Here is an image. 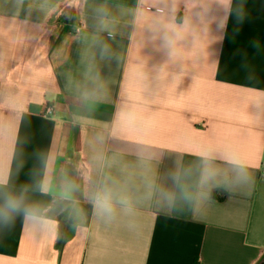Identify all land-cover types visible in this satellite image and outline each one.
<instances>
[{"label":"crops","instance_id":"crops-1","mask_svg":"<svg viewBox=\"0 0 264 264\" xmlns=\"http://www.w3.org/2000/svg\"><path fill=\"white\" fill-rule=\"evenodd\" d=\"M49 156L52 189L29 202L53 204L67 176L82 213L0 228V264H259L264 0H0V178L32 186ZM102 183L126 202L110 222L88 199Z\"/></svg>","mask_w":264,"mask_h":264},{"label":"clouds","instance_id":"clouds-1","mask_svg":"<svg viewBox=\"0 0 264 264\" xmlns=\"http://www.w3.org/2000/svg\"><path fill=\"white\" fill-rule=\"evenodd\" d=\"M106 14V13H103ZM203 167L200 173V184H207L209 181L216 177V170L212 166V161L215 159L213 150L209 149L197 154ZM52 157L49 156L43 161L44 175L35 182L34 185H23L18 190H11L8 188L5 181L0 178V228H9L14 225L15 220L20 217L22 220L32 227L47 229L54 221L49 216V213L60 211L67 213L69 222L75 224V217L82 213L79 208L78 202L74 198V193L78 189V185L68 179L67 176L63 177V184L60 187L53 204H42L40 202H29L28 192L35 190L41 194H48L52 189V181L48 174ZM226 162L232 166L234 170V181L237 184L247 183L250 177L247 172V165L238 156L226 157ZM189 170L177 171L171 174L170 179L173 184L177 186L182 185V181L187 177ZM164 199L168 206L171 207L175 204L177 197L174 193L164 192ZM180 199L191 201L192 197L187 191L181 192ZM92 205L93 213L110 222L116 216L117 204H125L123 200H115L109 188L105 184L95 190L88 197ZM59 202V207H57ZM125 211H131L130 208H125Z\"/></svg>","mask_w":264,"mask_h":264},{"label":"built area","instance_id":"built-area-1","mask_svg":"<svg viewBox=\"0 0 264 264\" xmlns=\"http://www.w3.org/2000/svg\"><path fill=\"white\" fill-rule=\"evenodd\" d=\"M45 117L51 118L54 115V109L51 106H46L43 112Z\"/></svg>","mask_w":264,"mask_h":264},{"label":"water","instance_id":"water-1","mask_svg":"<svg viewBox=\"0 0 264 264\" xmlns=\"http://www.w3.org/2000/svg\"><path fill=\"white\" fill-rule=\"evenodd\" d=\"M259 264H264V258L260 261Z\"/></svg>","mask_w":264,"mask_h":264}]
</instances>
